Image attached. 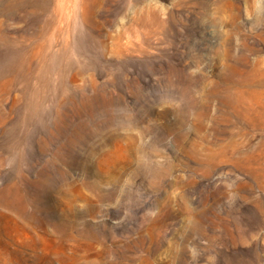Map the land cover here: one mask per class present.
<instances>
[{
    "label": "rangeland",
    "instance_id": "rangeland-1",
    "mask_svg": "<svg viewBox=\"0 0 264 264\" xmlns=\"http://www.w3.org/2000/svg\"><path fill=\"white\" fill-rule=\"evenodd\" d=\"M0 264H264V0H0Z\"/></svg>",
    "mask_w": 264,
    "mask_h": 264
}]
</instances>
